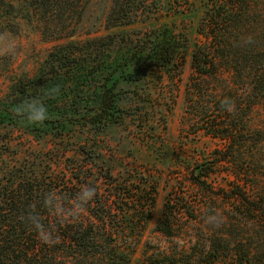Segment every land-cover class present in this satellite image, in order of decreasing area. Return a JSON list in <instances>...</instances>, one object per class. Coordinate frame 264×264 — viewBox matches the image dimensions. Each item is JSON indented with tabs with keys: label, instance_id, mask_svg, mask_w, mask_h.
I'll use <instances>...</instances> for the list:
<instances>
[{
	"label": "trees",
	"instance_id": "1",
	"mask_svg": "<svg viewBox=\"0 0 264 264\" xmlns=\"http://www.w3.org/2000/svg\"><path fill=\"white\" fill-rule=\"evenodd\" d=\"M13 1L0 0V7L11 8ZM30 2L29 7L36 14H56L61 18L78 11L85 0ZM149 2L113 0L104 17L105 29L129 24L134 8L143 9ZM260 5L255 7L253 0H210L206 5L197 29L202 39L190 51L185 102L192 132L217 142L204 161L187 169L190 184L203 197L224 199L231 206L229 220L243 226L258 224L261 229L255 233L264 235V176L259 171L264 161V151L259 149V144L264 143V121L261 125L254 123L257 109L264 103V6ZM165 43L164 53L170 54L165 73L170 79L180 78L182 69L173 68V62L181 58L177 57L180 46L173 40ZM59 47L68 50L56 55L60 63L64 62L62 67L69 68L67 73L76 66V76L94 82L85 85L88 92L96 87V99H90L96 110L86 113L84 122L98 126L113 120L119 111L113 91L116 83L104 75L99 90L100 80L96 79V71L92 72L93 66L80 72L85 65L76 62L77 55L71 51L74 45L64 43ZM148 58L146 55L139 59L128 71V80L146 76L154 66L147 63ZM108 64L95 70L98 74L109 73ZM53 73L55 76L41 69L35 77L24 76L10 82L0 97V130L9 126L12 131L27 130L35 137L42 130L40 126L46 125L60 134L72 98L68 96L62 103L54 101V93L63 90L65 79L61 73ZM86 98L84 95L74 101V114L82 112L80 105ZM28 104L43 105L45 117L51 116L47 114L49 110L53 119L29 121L25 112ZM61 106L64 116L58 113L55 117V108ZM5 139L0 141V153L7 152L10 160L0 157L6 161L0 164V264H225L219 253L221 246L214 244L218 239L212 241L208 250L191 252L183 246L147 247L140 237H128L127 232L140 236L145 229L147 216H140L154 202L155 183L146 181L134 187L127 178L115 176L94 145H82L76 151L66 149L65 142L60 143L48 152L50 156L36 160L29 158L26 149L21 156V149L11 147ZM39 161L44 163L43 168ZM52 164L57 169H51ZM133 175L128 172L126 177ZM212 175H219L224 182L213 184ZM86 188L94 191L85 200L82 194ZM180 188L186 190L185 185ZM172 194H176L178 212L195 219L193 201L187 192L180 195L174 190ZM176 209L166 203L153 230L166 237L174 236ZM233 251L240 254L231 256L228 264L249 261L248 253H242V249Z\"/></svg>",
	"mask_w": 264,
	"mask_h": 264
},
{
	"label": "rangeland",
	"instance_id": "2",
	"mask_svg": "<svg viewBox=\"0 0 264 264\" xmlns=\"http://www.w3.org/2000/svg\"><path fill=\"white\" fill-rule=\"evenodd\" d=\"M112 1L85 0L78 11L61 18L56 14H36L29 7L30 0H14L11 8L0 7V97L4 96L13 79L35 77L44 69L51 76H55L53 72H59L65 79L63 90L54 93V101L62 103L66 97L72 98L65 110L67 121L59 135L52 126H40L42 130L35 137L27 130L18 133L7 126L0 130V141L6 137L11 147L21 149V156L26 149V153H31L29 158L36 160L43 159L46 154L50 156L48 152L61 146L60 143L65 142L66 149L76 151H80L82 145H94L104 155L106 165L115 176L127 178L134 187L146 181L155 183L154 202L140 216H147L145 229L140 236L127 232L128 237H140L142 245L147 247L183 246L191 252L208 250L212 241L218 239L214 244L221 246L219 253L225 264L232 261L231 256L240 254L236 251V255L234 248L248 253L249 261L243 260L242 264H264V235L255 233L258 224L243 226L229 220L231 206L224 199L203 197L188 180L187 169L195 162L204 161L217 144L200 132H192L185 102V83L191 72L190 51L202 39L197 32L198 23L210 0H148L145 8H134L129 24L106 30L104 17ZM253 4L263 7L264 0H253ZM169 40L180 46L177 57L181 55V58L173 62L174 69H182L180 78L170 79L164 70L170 55L164 53V47L167 46L165 41ZM64 43L74 45L71 51L78 57L76 62L85 65L80 72L93 66L97 80L105 75L116 83L113 91L119 111L110 122L98 126L84 122L86 113L96 110L95 102L90 100L96 99V87L93 92H88L85 85L94 84L90 78L76 76V66L71 67L69 73V68L62 67L64 62L60 63L56 55L68 51L67 47H59ZM146 55H149L147 63H154V66L143 78L128 80V71ZM105 62H109L106 67L111 72L98 74L95 69ZM98 85V89H102L103 82L100 80ZM84 95L87 98L80 105L82 112L74 114L77 109L74 101ZM55 109H58L55 117L58 113L64 116L62 106ZM256 113L254 123L261 125L264 103L259 105ZM47 114L51 116L45 119H53L49 110ZM32 128L37 129L36 126ZM259 145L264 151V143ZM2 153L0 157L9 161L8 153ZM39 165L43 168L44 163L39 161ZM51 169L57 167L52 164ZM134 169L140 172H134ZM259 171L264 176V161ZM128 172L135 176L126 177ZM210 181L215 185L224 182L219 175H212ZM181 185H185L186 190L180 188ZM174 190L180 195L182 191L187 192L188 199L193 201L195 219H188L178 212L176 194H172ZM166 203L176 209L173 214L177 226L172 237L153 230Z\"/></svg>",
	"mask_w": 264,
	"mask_h": 264
},
{
	"label": "clouds",
	"instance_id": "3",
	"mask_svg": "<svg viewBox=\"0 0 264 264\" xmlns=\"http://www.w3.org/2000/svg\"><path fill=\"white\" fill-rule=\"evenodd\" d=\"M25 112L27 119L32 122H41L46 118V109L43 105L28 104L25 108ZM93 191L94 190L91 188H86L82 194L83 199H90L93 195Z\"/></svg>",
	"mask_w": 264,
	"mask_h": 264
}]
</instances>
